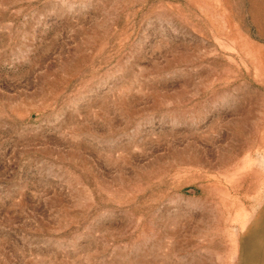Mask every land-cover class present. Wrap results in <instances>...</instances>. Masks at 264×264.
I'll list each match as a JSON object with an SVG mask.
<instances>
[{"label": "rangeland", "instance_id": "rangeland-1", "mask_svg": "<svg viewBox=\"0 0 264 264\" xmlns=\"http://www.w3.org/2000/svg\"><path fill=\"white\" fill-rule=\"evenodd\" d=\"M0 264H264V0H0Z\"/></svg>", "mask_w": 264, "mask_h": 264}]
</instances>
